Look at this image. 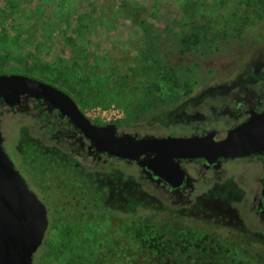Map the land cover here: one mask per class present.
<instances>
[{
	"label": "rangeland",
	"instance_id": "374dc122",
	"mask_svg": "<svg viewBox=\"0 0 264 264\" xmlns=\"http://www.w3.org/2000/svg\"><path fill=\"white\" fill-rule=\"evenodd\" d=\"M196 34L201 41L183 52V36L196 41ZM12 72L58 86L98 122L158 128L209 85L264 80V0H0V73ZM215 194L175 206L134 190L117 212L54 213L36 264H133L134 222L146 218L264 253L259 222ZM170 253L147 252L137 262L199 256Z\"/></svg>",
	"mask_w": 264,
	"mask_h": 264
},
{
	"label": "flooded vegetation",
	"instance_id": "af4514ba",
	"mask_svg": "<svg viewBox=\"0 0 264 264\" xmlns=\"http://www.w3.org/2000/svg\"><path fill=\"white\" fill-rule=\"evenodd\" d=\"M0 107L3 147L48 210L45 239L54 213L88 216L100 211L117 212L134 190L175 206L217 193L237 203L238 212L259 222L264 233V152L220 157L214 162L202 157L176 158L184 177L173 186L137 160L98 149L69 110L49 95L25 93L15 105L1 101ZM253 111H264V80L252 84L229 80L224 85H209L196 99H184L158 128L142 130L112 123L117 135H194L231 129L246 121ZM5 118L13 121L12 135L5 132ZM91 121L100 126L108 123ZM238 166L248 171L240 173L236 171Z\"/></svg>",
	"mask_w": 264,
	"mask_h": 264
},
{
	"label": "water",
	"instance_id": "95a60500",
	"mask_svg": "<svg viewBox=\"0 0 264 264\" xmlns=\"http://www.w3.org/2000/svg\"><path fill=\"white\" fill-rule=\"evenodd\" d=\"M25 93H41L58 100L102 151L137 160L178 186L184 170L176 158L246 156L264 152V111H253L243 123L205 134L117 135L116 125H96L76 100L58 86L23 73H0V102L15 105ZM1 113V107H0ZM177 178L178 180H173ZM49 226L48 210L32 191L3 147L0 114V264H35Z\"/></svg>",
	"mask_w": 264,
	"mask_h": 264
},
{
	"label": "trees",
	"instance_id": "16d2710c",
	"mask_svg": "<svg viewBox=\"0 0 264 264\" xmlns=\"http://www.w3.org/2000/svg\"><path fill=\"white\" fill-rule=\"evenodd\" d=\"M201 36L196 34V41L189 36L182 38V51L186 52L198 45ZM168 78L174 80L176 85H181V76L174 66H166ZM133 264H138L141 255L147 252L160 257L178 250L185 254L189 251L199 253L198 258H142L141 264H264V253L250 252L241 243L228 239L220 240L211 234H205L193 227L179 223L157 226L148 218L134 222ZM45 241L43 242V244ZM42 244V245H43ZM40 250V249H39ZM39 252V251H38ZM35 254V259L37 254ZM168 252V253H167ZM192 254H188V257Z\"/></svg>",
	"mask_w": 264,
	"mask_h": 264
}]
</instances>
